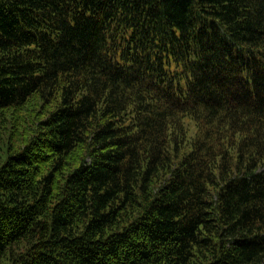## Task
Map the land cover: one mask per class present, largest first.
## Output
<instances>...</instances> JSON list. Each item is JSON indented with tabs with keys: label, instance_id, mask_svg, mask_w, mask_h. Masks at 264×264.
Listing matches in <instances>:
<instances>
[{
	"label": "trees",
	"instance_id": "obj_1",
	"mask_svg": "<svg viewBox=\"0 0 264 264\" xmlns=\"http://www.w3.org/2000/svg\"><path fill=\"white\" fill-rule=\"evenodd\" d=\"M0 264H264V0H0Z\"/></svg>",
	"mask_w": 264,
	"mask_h": 264
}]
</instances>
